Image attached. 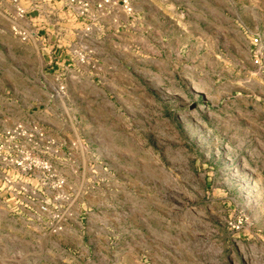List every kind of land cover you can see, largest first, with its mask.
<instances>
[{
  "label": "rangeland",
  "instance_id": "1",
  "mask_svg": "<svg viewBox=\"0 0 264 264\" xmlns=\"http://www.w3.org/2000/svg\"><path fill=\"white\" fill-rule=\"evenodd\" d=\"M127 1L98 90L0 32V130L38 117L69 198L0 196V264H264V0Z\"/></svg>",
  "mask_w": 264,
  "mask_h": 264
},
{
  "label": "crops",
  "instance_id": "2",
  "mask_svg": "<svg viewBox=\"0 0 264 264\" xmlns=\"http://www.w3.org/2000/svg\"><path fill=\"white\" fill-rule=\"evenodd\" d=\"M73 1L87 3V15H79L71 0H17L16 5L9 0H0V21L3 22L0 32L10 34V20L16 15V7L23 9L25 14L21 30L31 37L25 43L19 42L36 50L41 64L49 71L42 77L47 79L46 76H49L50 82H58L61 77L72 83H81L85 79L91 88L98 90L103 85L98 68L103 64L101 57L107 50L121 48L123 31L142 24L145 26L147 16L142 9L132 7V14L125 13L118 1H112L102 9L96 8L100 0ZM77 52L86 56L84 63L78 61ZM49 89L54 91L53 87ZM38 121V117H28L19 122L38 123L46 130Z\"/></svg>",
  "mask_w": 264,
  "mask_h": 264
},
{
  "label": "built area",
  "instance_id": "3",
  "mask_svg": "<svg viewBox=\"0 0 264 264\" xmlns=\"http://www.w3.org/2000/svg\"><path fill=\"white\" fill-rule=\"evenodd\" d=\"M14 5L17 0H9ZM122 10L127 14H132L133 10L127 0H119ZM112 0H100L96 6L102 9L104 5H110ZM79 15L85 16L89 11V6L85 2H75ZM24 10L16 7V15L19 20H24ZM87 29L86 31H88ZM12 34L19 41L25 43L30 39V35L16 28L11 29ZM78 61L84 63L86 56L80 52L76 53ZM57 142L50 137L46 130L38 123L17 122L11 127L0 131V196L14 199L13 207L16 210H23L31 205L27 197L22 195L28 193L26 188L31 187V196L40 198L39 210L41 213L49 212L51 203H61L68 201L64 196L66 181L53 167L52 158L57 155ZM30 178H38L39 182L34 187L30 184ZM51 193L54 197L49 203L36 192ZM7 198V199H8ZM62 218L52 217L51 229L53 232L61 231Z\"/></svg>",
  "mask_w": 264,
  "mask_h": 264
}]
</instances>
